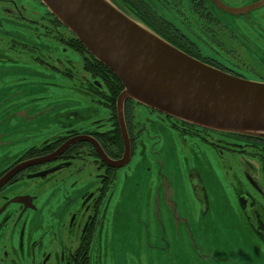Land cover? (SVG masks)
<instances>
[{"label": "rangeland", "instance_id": "1", "mask_svg": "<svg viewBox=\"0 0 264 264\" xmlns=\"http://www.w3.org/2000/svg\"><path fill=\"white\" fill-rule=\"evenodd\" d=\"M156 2L182 28L163 32L181 50L240 78L264 83V62L258 61L264 59V20L258 11L238 16L216 11L217 23L182 0ZM234 2L223 4L239 8ZM0 19V155L7 154L0 164L17 151L58 136L67 124L87 129L108 118L107 107L85 93L92 81L105 88L101 76L85 70L86 54L70 46L72 34L39 0H0ZM19 38L38 47H22L15 42ZM132 105L128 110L144 126L140 140L145 147L137 146L131 163L119 171L127 169L105 216L104 238L116 263L127 264L129 254V264H264V243L240 224L230 196L243 188L246 172L263 176L261 160L226 150L211 153L202 142L183 139L170 126L152 128L149 110ZM223 135L216 132L215 137ZM193 171L211 203L208 217L201 220L187 214L194 199ZM259 214L264 221V210Z\"/></svg>", "mask_w": 264, "mask_h": 264}, {"label": "flooded vegetation", "instance_id": "2", "mask_svg": "<svg viewBox=\"0 0 264 264\" xmlns=\"http://www.w3.org/2000/svg\"><path fill=\"white\" fill-rule=\"evenodd\" d=\"M182 1L185 6L191 5L192 9L200 12L204 17L208 16L209 22H220L216 11L228 14L211 0ZM218 1L223 4L227 0ZM111 2L120 10L129 9L143 14L153 29L180 48L163 32L173 33L183 30L167 18L168 15L160 10L162 8L157 6L159 2L156 0H111ZM234 3L235 7L243 9V13L232 15H244L246 12L256 10L260 20H264V0H242ZM2 21L4 19H0V35L4 33L1 27ZM263 31L264 27L260 33ZM181 36L184 37V34L181 33ZM13 41L11 42L14 43ZM15 42L20 43L22 47L37 46L27 39L19 38ZM88 55L86 54L84 60ZM259 60L264 62V59L259 58ZM99 78L103 82V79ZM90 84L93 88L89 86ZM89 85L85 93L92 101L104 105L110 111L104 122L95 121L94 125L87 129L68 128L70 124H67L66 130L58 136L42 142L39 146L17 151L1 161L0 264H117L114 255L110 254L106 237L104 238V229L108 223L105 216L109 201L119 185V178L126 176L127 169L121 174L119 171L131 163L137 146L145 147L140 140L144 126L136 122L133 113H129L126 109L129 104L135 105V103L130 100L125 101L123 116L130 158L128 163L120 168L110 167L104 163L90 142L73 141L78 137L94 140L110 161L120 160L124 153L123 139L116 117V101L112 112L104 99L109 96L107 88H101L97 81H92ZM148 110L152 115L153 122H150L152 128L170 126L183 139L189 136L202 142L211 153L217 151L221 154L226 150L258 157L264 170V140L238 136L233 138L225 135L216 138L214 131L185 124L154 110ZM65 143L70 144L53 156ZM5 153H2L0 158L7 156ZM47 156L54 158L19 168L24 163ZM46 171L52 172L44 176L32 177ZM262 175L253 177L246 172L243 176V188L234 190L230 196L235 205L234 212L240 218V224L264 243V221L259 214L260 210H264V173ZM190 186L194 199L192 198V207L187 214L192 213L193 220L205 219L210 212L211 203L208 201L206 186L194 171L190 173ZM184 226L187 228L189 224L186 223ZM186 235L190 237L187 233ZM128 259H130L129 254L125 257L127 264H129Z\"/></svg>", "mask_w": 264, "mask_h": 264}, {"label": "water", "instance_id": "3", "mask_svg": "<svg viewBox=\"0 0 264 264\" xmlns=\"http://www.w3.org/2000/svg\"><path fill=\"white\" fill-rule=\"evenodd\" d=\"M39 1L122 86L115 105L124 145L122 158L110 161L90 138L73 140L93 144L108 166L123 167L130 158L123 116L127 100L192 126L264 140V83L240 78L188 55L120 10L111 0H105L107 5L102 0ZM211 1L230 14L243 13L241 8H228L218 0ZM132 24L147 30L152 37ZM69 144H63L53 156ZM52 158L30 161L19 168Z\"/></svg>", "mask_w": 264, "mask_h": 264}, {"label": "trees", "instance_id": "4", "mask_svg": "<svg viewBox=\"0 0 264 264\" xmlns=\"http://www.w3.org/2000/svg\"><path fill=\"white\" fill-rule=\"evenodd\" d=\"M116 1V0H115ZM118 3V2H117ZM138 10V9H137ZM123 11V10H122ZM123 12H125L126 14H129L130 16H132L133 18H135L137 21L141 22L142 24H144L146 27H148L149 29H151L153 32H155L156 34L160 35L155 29H153V27L147 22L145 16L141 13H137V12H133L129 9L124 10ZM161 36V35H160ZM162 37V36H161ZM163 38V37H162ZM73 39V44H70V46L74 47L76 49V51H80V52H84L85 54H88L86 52V50L82 47V45L76 40L75 37L72 38ZM165 39V38H164ZM169 42V41H168ZM199 59V58H198ZM85 64V70L88 71L89 73L96 75V76H101V78L104 80L103 84L105 85V87L107 88V91L109 93V96L104 97L106 105L108 107H110V109L112 110V112H114V108L113 106L115 105V101L116 98L118 96V94L120 93V91L122 90V86L119 82V80L117 79V77L111 73L106 67H104L102 64H100L98 61H96L91 55H88V57H86V59L84 60ZM202 61V60H200ZM215 68L221 69L220 67L213 65L211 62H206L203 61ZM222 70V69H221ZM131 101V100H130ZM133 102V101H132ZM134 103V102H133ZM127 106V105H126ZM126 109H128V106L126 107ZM127 112V110H126ZM114 117V116H113ZM115 118V117H114ZM186 124V123H185ZM225 135H230V134H225ZM232 136V135H230ZM119 145L121 143L120 139L118 141Z\"/></svg>", "mask_w": 264, "mask_h": 264}, {"label": "bare ground", "instance_id": "5", "mask_svg": "<svg viewBox=\"0 0 264 264\" xmlns=\"http://www.w3.org/2000/svg\"><path fill=\"white\" fill-rule=\"evenodd\" d=\"M105 4H106V2H105V0H102ZM107 5V4H106ZM132 26L134 27V28H136L137 30H139V31H141V32H143V33H146V34H148V35H150V33L147 31V30H145V29H143L142 27H140V26H138V25H135V24H132ZM151 36V35H150ZM152 37V36H151Z\"/></svg>", "mask_w": 264, "mask_h": 264}]
</instances>
